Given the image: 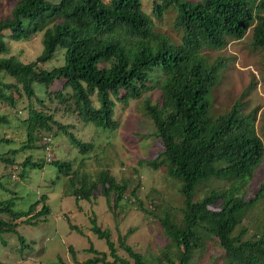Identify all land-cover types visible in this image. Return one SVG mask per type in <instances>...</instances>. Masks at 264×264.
<instances>
[{"label": "trees", "instance_id": "1", "mask_svg": "<svg viewBox=\"0 0 264 264\" xmlns=\"http://www.w3.org/2000/svg\"><path fill=\"white\" fill-rule=\"evenodd\" d=\"M144 1L18 0L9 15L0 16V105L17 109L24 97L30 101L24 107L27 116L21 119L27 139L10 149L9 156L0 153V159L20 170L21 177L28 166L52 163L69 176L68 192L77 200H90L101 186L114 212L132 197L140 209L157 217L169 242L159 254L149 256L127 242L129 234L120 235V247L132 263L118 253L111 230L93 215L91 228L106 240L113 260L91 245L87 251L94 255L83 264H194V255L204 252L208 242L223 250V264H264V203L261 218L255 213L264 201V179L255 196L246 195L249 179L264 162V138L257 131L256 111L244 113L242 97L229 110L215 112L213 91L226 59L211 60L206 54L250 30L252 46L264 51V0H151L150 10ZM165 13L171 16L168 22L177 41L154 26V18L162 19ZM38 34L43 49L36 59L24 62L9 54V40H29ZM58 52L63 63L45 68ZM56 84L60 86L51 89ZM155 88L161 101L147 98L142 106L153 120L163 150L147 162L154 167L164 164L168 175L179 181L180 205L155 204L154 209L161 211L155 214L139 199L140 185L130 189L128 178L119 181L108 170L91 179L80 166L74 169L70 159H35L29 153L21 166L16 165L15 155L20 152L46 148L44 136L52 137L53 148V134H64L82 153L92 150L94 144L79 138L73 124L57 118L59 113L115 129L116 105L125 107L130 99ZM0 123H10L8 114H0ZM39 132H46L41 144L35 142ZM11 141L0 137V143ZM12 174L8 171L0 177L3 188L7 185L2 179ZM213 180L220 182L212 185ZM202 185L207 188L200 195ZM46 201L42 195L27 210H17L15 197L0 199L1 239L7 232L17 234L20 223H37L39 213H49ZM41 202L43 209L32 214ZM252 226L256 231L249 236ZM18 238L22 247L29 245L23 235ZM0 264L6 263L0 260Z\"/></svg>", "mask_w": 264, "mask_h": 264}, {"label": "rangeland", "instance_id": "2", "mask_svg": "<svg viewBox=\"0 0 264 264\" xmlns=\"http://www.w3.org/2000/svg\"><path fill=\"white\" fill-rule=\"evenodd\" d=\"M18 0H0V16H7L13 5ZM152 1L145 0L144 7L151 9ZM171 16L168 13L162 19L154 18V26L158 30L165 31L175 40H179L177 32L170 26ZM252 30L243 38H230L228 44L219 50H206L211 60L217 57H225L226 65L221 69L220 82L213 91V103L215 112L229 110L234 103L242 97L245 102L244 113L252 110L256 112V127L264 138V51L256 49L251 44ZM10 55L18 57L24 62H29L38 57L42 52V35L38 34L29 40H9ZM62 52L57 57L45 63L47 69L63 63ZM56 84L51 87L55 89ZM43 95V91L39 90ZM150 98L153 102L161 101L160 90L155 88L144 92L138 99H130L127 106L121 104L115 107V118L118 126L115 129L97 127L94 123H86L76 114L63 117L60 113L57 118L63 122L73 124L72 131L83 141L92 142L94 147L87 153H82L70 143L64 134H53V157L70 159L74 169L86 172L91 179H97L101 171L108 170L119 181L128 178L129 188L138 186V197L144 206L161 214L154 209V205L178 206L182 202L180 183L170 177L164 164L154 167L147 161L154 159L163 150V145L157 138L156 127L153 120L145 114L143 101ZM36 101V100H35ZM30 103L27 97L18 104L17 109L0 105V114H8L10 123H0V137H8L12 143L1 142L0 153L9 156L10 149L21 146L27 139V126L23 118L27 116ZM37 108L40 104L35 102ZM17 113V114H16ZM22 119V120H21ZM46 132H39L36 143L43 142L42 137ZM32 153L35 159L45 157L42 148L32 151H22L15 155L18 166L24 158ZM159 159H163L161 156ZM13 171L11 177L2 179L7 189L0 184V199L15 197V209L27 210L42 195L47 196L46 203L50 206L49 213H39L43 209V203L35 206L32 214L39 213L37 223H20L18 233H4L0 237V260L6 264H57L63 260L66 264H83L94 254L87 251L91 245L100 251L108 253V259L113 260L109 254L105 239H101L92 230L90 218L97 216L99 224L110 229L112 239L116 242L118 253L129 259L132 258L120 247L119 236L129 234L127 242L137 251L143 254H159L169 242L162 228L157 222V217L149 215L139 208L137 200L126 199L124 208L114 212L110 208L102 187L94 192L90 200H77L68 192L69 176L63 170L52 163L47 162L44 167L28 166L25 176H20V170H13L12 165L0 159V177ZM81 173V172H79ZM264 179V162L256 169L254 177L249 179L246 186L247 198L255 196L261 181ZM212 185L219 184L216 180ZM200 193L206 191V186ZM264 201H260L255 213L258 218L263 214ZM247 222L249 220L246 219ZM77 225L79 229L74 228ZM256 231L251 228L249 236ZM18 235H23L28 246L22 247ZM5 240L6 244L5 245ZM73 248V250H72ZM214 261L223 264V250L218 244L208 242V248L204 252L194 255V264H208ZM104 264V263H99Z\"/></svg>", "mask_w": 264, "mask_h": 264}, {"label": "built area", "instance_id": "3", "mask_svg": "<svg viewBox=\"0 0 264 264\" xmlns=\"http://www.w3.org/2000/svg\"><path fill=\"white\" fill-rule=\"evenodd\" d=\"M44 142L46 143V148L44 149L45 151V155L47 157L48 160L52 159L53 156V148L51 145L52 142V137L51 136H44Z\"/></svg>", "mask_w": 264, "mask_h": 264}, {"label": "clouds", "instance_id": "4", "mask_svg": "<svg viewBox=\"0 0 264 264\" xmlns=\"http://www.w3.org/2000/svg\"><path fill=\"white\" fill-rule=\"evenodd\" d=\"M53 152V151H52Z\"/></svg>", "mask_w": 264, "mask_h": 264}]
</instances>
